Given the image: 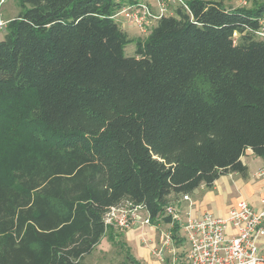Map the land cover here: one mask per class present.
<instances>
[{"label": "trees", "instance_id": "16d2710c", "mask_svg": "<svg viewBox=\"0 0 264 264\" xmlns=\"http://www.w3.org/2000/svg\"><path fill=\"white\" fill-rule=\"evenodd\" d=\"M136 1L17 0L0 41V264H84L104 237L140 264L111 208L169 224L171 198L246 177L248 150L264 161V0H181L130 39L113 17Z\"/></svg>", "mask_w": 264, "mask_h": 264}, {"label": "built area", "instance_id": "2783aa9c", "mask_svg": "<svg viewBox=\"0 0 264 264\" xmlns=\"http://www.w3.org/2000/svg\"><path fill=\"white\" fill-rule=\"evenodd\" d=\"M158 13L143 3L122 7L115 15L122 17L142 33L166 13L169 3L182 4L181 0H156ZM242 6L247 0H241ZM3 24L0 22V29ZM256 37L264 43V18L259 22ZM264 188V162L257 173ZM189 201L188 195L182 196ZM260 208L255 209L244 201L230 208L225 216L216 217L209 213L198 219L183 220L179 210L168 205L163 217L169 218L167 230L160 235L158 244L151 249L161 264H181L179 253L184 252V264H264V195ZM140 206L129 203L111 208L105 215L104 223L121 230L142 229L154 226L147 215H142ZM178 226L177 244L173 228ZM168 256V258H166Z\"/></svg>", "mask_w": 264, "mask_h": 264}, {"label": "crops", "instance_id": "0c3cea01", "mask_svg": "<svg viewBox=\"0 0 264 264\" xmlns=\"http://www.w3.org/2000/svg\"><path fill=\"white\" fill-rule=\"evenodd\" d=\"M217 1L222 2V4L229 9L242 7L241 0ZM136 2L149 5L154 12L158 11L156 0H137ZM120 29L125 32L130 39H143L142 37H146L144 36L145 33L138 32L137 34L134 32L129 24H123ZM245 155L250 156L253 154L248 150L245 152ZM242 158L241 163L247 168L246 177L243 178L240 176V178L234 179V177L239 176H237V174H228L221 176L215 181L211 188L200 186L192 194L188 195L189 201H183L181 197L171 198L172 203H176L175 205L180 211V216L183 220L187 218L198 219L205 213H209L216 217L225 216L228 210L239 202L237 201V203L233 205H226L225 194L226 191L231 188V185L251 194L247 196V201H241L248 203L255 209L260 208L259 201L264 195V188L263 181L257 177V173L264 161L260 159L261 165L257 170L249 171L247 163L243 162ZM142 215L144 216L146 213L143 212ZM167 228V224L158 222L152 227L123 231L122 239L127 245L130 254L141 264H161L152 254L151 249L158 244L161 233L167 230Z\"/></svg>", "mask_w": 264, "mask_h": 264}, {"label": "rangeland", "instance_id": "374dc122", "mask_svg": "<svg viewBox=\"0 0 264 264\" xmlns=\"http://www.w3.org/2000/svg\"><path fill=\"white\" fill-rule=\"evenodd\" d=\"M176 6L177 4H174V3L167 4L166 13L164 15L165 16L173 15L176 9ZM22 12H23V9L19 6L17 0H0V22L3 24V27H1L0 29V41L3 40L4 35L6 33V29H5L6 25L10 21L16 19L19 16V14ZM158 12L159 10L155 13H158ZM116 20H117L116 23L119 28H121L123 24H129L130 27H132V29L134 30V32H136L137 34L138 32H141L139 29H137L132 24L126 22L120 16L117 17ZM155 24L156 22H154L150 26V28L146 29L145 34L143 33L144 36L148 35L149 31L151 30V28L155 26ZM142 38L144 39L146 37H142ZM134 49L135 47L133 44L127 45L124 49V55L126 57H133ZM242 159H243V162L247 163L249 167V171L257 170V168L261 165L260 158L255 157L254 155H250V156L244 155ZM237 176L239 175L237 174ZM236 178H240V176L234 177V179ZM230 187L231 188L228 189L225 194L226 205H233L234 203H237V201H241V200L247 201V196L251 195L249 192H246L243 189H238L234 185H231ZM175 204H173L172 202L170 203V205H173L177 208ZM114 230H115L114 231L115 235H121L123 231H126V230H121V229H116V228H114ZM118 240L123 242L122 238ZM124 251L125 250L121 249L119 245H112V243L107 239V237H104L100 241V243L95 247L94 251L90 255L85 257L84 264H127V261L125 260ZM184 255L185 254L183 250H181V252L178 255L181 264H184ZM166 258H168V256H166ZM164 264H167V262Z\"/></svg>", "mask_w": 264, "mask_h": 264}]
</instances>
